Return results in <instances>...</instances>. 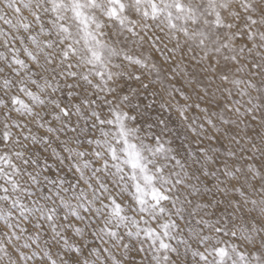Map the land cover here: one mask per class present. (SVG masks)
I'll return each instance as SVG.
<instances>
[{"label": "snow or ice", "instance_id": "snow-or-ice-1", "mask_svg": "<svg viewBox=\"0 0 264 264\" xmlns=\"http://www.w3.org/2000/svg\"><path fill=\"white\" fill-rule=\"evenodd\" d=\"M0 264H264V0H0Z\"/></svg>", "mask_w": 264, "mask_h": 264}]
</instances>
